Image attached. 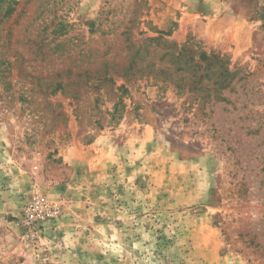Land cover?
I'll list each match as a JSON object with an SVG mask.
<instances>
[{
	"label": "rangeland",
	"instance_id": "obj_1",
	"mask_svg": "<svg viewBox=\"0 0 264 264\" xmlns=\"http://www.w3.org/2000/svg\"><path fill=\"white\" fill-rule=\"evenodd\" d=\"M12 1L0 264H264V0Z\"/></svg>",
	"mask_w": 264,
	"mask_h": 264
},
{
	"label": "built area",
	"instance_id": "obj_2",
	"mask_svg": "<svg viewBox=\"0 0 264 264\" xmlns=\"http://www.w3.org/2000/svg\"><path fill=\"white\" fill-rule=\"evenodd\" d=\"M28 214L37 218V221H44L53 211V206L42 198H33L27 206Z\"/></svg>",
	"mask_w": 264,
	"mask_h": 264
},
{
	"label": "crops",
	"instance_id": "obj_3",
	"mask_svg": "<svg viewBox=\"0 0 264 264\" xmlns=\"http://www.w3.org/2000/svg\"><path fill=\"white\" fill-rule=\"evenodd\" d=\"M74 146H75L76 149H80V148H77V145H74ZM91 147H92V150H94V151L98 150V147L95 144H93ZM91 147L90 148H86V149L82 148V151H85V153H86V151H88L87 156H91L92 154H94V152L92 153L90 151ZM64 156H66L68 159H72L73 158V155L71 154L70 150H67V149L64 151Z\"/></svg>",
	"mask_w": 264,
	"mask_h": 264
},
{
	"label": "trees",
	"instance_id": "obj_4",
	"mask_svg": "<svg viewBox=\"0 0 264 264\" xmlns=\"http://www.w3.org/2000/svg\"><path fill=\"white\" fill-rule=\"evenodd\" d=\"M0 2H2V0H0ZM11 3H12L13 6H14V4H18V2L15 1V0H13ZM8 7H9V10H10V8H11V11H14V8H12V6H11V7L8 6ZM9 13H10V11H9Z\"/></svg>",
	"mask_w": 264,
	"mask_h": 264
}]
</instances>
